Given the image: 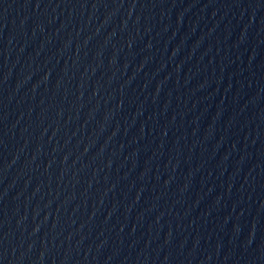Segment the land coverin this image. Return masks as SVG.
<instances>
[{"label": "water", "instance_id": "water-1", "mask_svg": "<svg viewBox=\"0 0 264 264\" xmlns=\"http://www.w3.org/2000/svg\"><path fill=\"white\" fill-rule=\"evenodd\" d=\"M0 264H264V0H0Z\"/></svg>", "mask_w": 264, "mask_h": 264}]
</instances>
